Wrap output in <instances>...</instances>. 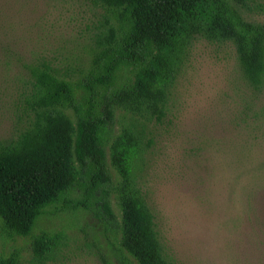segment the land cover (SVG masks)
Masks as SVG:
<instances>
[{
    "label": "trees",
    "instance_id": "16d2710c",
    "mask_svg": "<svg viewBox=\"0 0 264 264\" xmlns=\"http://www.w3.org/2000/svg\"><path fill=\"white\" fill-rule=\"evenodd\" d=\"M100 31L79 75L41 61L31 67L22 124L0 140V231L29 237L31 259L14 249L0 264L53 260L67 237L34 233L50 207L95 218L137 264H170L154 213L135 176L171 89L200 38L234 46L245 80L264 85V22L256 0H91ZM126 119L115 130L117 116Z\"/></svg>",
    "mask_w": 264,
    "mask_h": 264
},
{
    "label": "rangeland",
    "instance_id": "374dc122",
    "mask_svg": "<svg viewBox=\"0 0 264 264\" xmlns=\"http://www.w3.org/2000/svg\"><path fill=\"white\" fill-rule=\"evenodd\" d=\"M250 19L264 22V0ZM91 0H0V140L22 124L31 67L78 76L100 31ZM126 119L117 116L115 130ZM135 176L170 264H264V85L245 80L231 42L197 39L171 89ZM50 207L34 233L59 230L53 260L35 264H137L81 211ZM31 259L29 237L0 231V254Z\"/></svg>",
    "mask_w": 264,
    "mask_h": 264
}]
</instances>
